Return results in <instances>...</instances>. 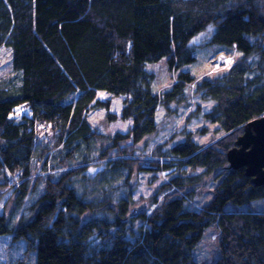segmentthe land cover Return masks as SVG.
Returning a JSON list of instances; mask_svg holds the SVG:
<instances>
[{
  "label": "trees",
  "instance_id": "16d2710c",
  "mask_svg": "<svg viewBox=\"0 0 264 264\" xmlns=\"http://www.w3.org/2000/svg\"><path fill=\"white\" fill-rule=\"evenodd\" d=\"M211 24L208 43L241 58L199 80L185 67L197 60L191 40ZM1 47L11 69L0 75V202L14 195L13 210L6 211L9 196L0 211L1 240H24L36 264H199L193 251L218 223L221 257L213 264H264V211L226 210L264 198V185L227 159L244 124L264 114V0H0ZM160 60L176 79L154 91L159 75L148 64ZM193 82V94L214 103L203 116L228 134L204 146L187 133L163 153L158 145L151 159L139 157L159 109L181 102ZM101 92L125 96L128 132L93 126L89 110L111 107ZM199 112L202 103L191 114ZM96 160L107 166L89 177L84 170ZM174 162L221 170L213 199L190 208L177 176L169 185L182 195L132 215L115 181L128 186L134 172Z\"/></svg>",
  "mask_w": 264,
  "mask_h": 264
},
{
  "label": "rangeland",
  "instance_id": "374dc122",
  "mask_svg": "<svg viewBox=\"0 0 264 264\" xmlns=\"http://www.w3.org/2000/svg\"><path fill=\"white\" fill-rule=\"evenodd\" d=\"M214 31L215 26L214 24H211L207 29L198 33L191 40L194 46H196L197 60L186 65L185 69L192 71L194 75L200 78L199 80L220 76L222 73L228 71L230 67L241 58V55L235 50V48L227 50L223 47L216 46V44H209L208 41ZM222 53L228 54L230 59L228 63L219 64L216 60L217 56ZM10 57L11 53L9 49L1 47L0 75L6 74L10 71ZM148 68L155 70L159 75V79L153 84L154 91H161L170 88L171 84L176 79V77H172L173 73L167 68L165 60H160L157 63H149ZM195 83L196 82H193L189 86L188 91L181 102H173L167 110L164 108L159 109L157 116L158 128L156 132L146 136L137 144V153L139 157L144 160H149L158 145L163 146L161 147V153H163V150H166L168 147L170 148L171 146L182 142L187 133L194 135L195 141L204 146L215 143L228 134L224 133L217 124L210 122L203 116V113L209 111L214 103L211 101H203L200 97L193 94L196 93ZM100 98L110 99L111 107L109 110L103 107L89 110L88 118L93 126L107 135H114L117 132H128L133 125V121L132 119L126 120L121 118L125 96L113 97L108 93L101 92ZM197 103H202V112L192 116L191 113L196 109ZM107 111L116 113L117 118L114 120H108L106 118ZM156 158L161 160L166 157L159 156ZM106 162V160L100 162L96 160L93 164H87L84 172L89 177H94L101 169L106 168ZM135 171L138 170L136 169ZM220 171L221 170L215 171L210 174L204 172V168H197L195 170L191 166H178L175 163L170 170L160 169L155 172L150 169L139 170L133 185L130 183L127 186L125 179L121 178L115 181V186L118 188L121 187L120 191L122 194H128L130 196L132 205L129 211L145 204V207L138 209V212L144 210L152 212L161 204L165 197L174 195L175 193L176 195H182L183 192L189 193L186 202L187 206L193 209H200L213 199L215 187L220 181V178H218ZM189 175H194L196 178L189 179ZM177 176H181L184 179V182H186L185 186L182 187L183 192L181 193L178 192L180 189L169 185L171 179ZM130 180L131 178L129 179V182ZM42 187L39 186L38 189L42 190ZM9 196V192L3 196L0 202V211L3 210V204L6 203ZM13 200L14 195L10 196L8 200L9 202L6 203L7 212L13 210ZM226 210L264 211V198L255 199L243 205L229 203L226 205ZM90 216L91 214L88 213L86 218H89ZM18 217L19 215L17 214L16 218ZM136 222L138 224L141 223L140 220H137ZM219 232L218 223L210 225L205 230L202 240L193 251L194 259L199 262V264H213L221 257ZM0 264H36V252L28 251L27 244L24 240L14 242L10 240L9 237H6L4 240L0 239Z\"/></svg>",
  "mask_w": 264,
  "mask_h": 264
},
{
  "label": "water",
  "instance_id": "95a60500",
  "mask_svg": "<svg viewBox=\"0 0 264 264\" xmlns=\"http://www.w3.org/2000/svg\"><path fill=\"white\" fill-rule=\"evenodd\" d=\"M227 159L228 167H243L246 174L252 177L254 185H264V114L244 124L243 133L237 137L234 146L227 152ZM136 177L137 172H134L132 185ZM144 207L145 204L135 207L131 214L135 215L138 209Z\"/></svg>",
  "mask_w": 264,
  "mask_h": 264
},
{
  "label": "bare ground",
  "instance_id": "6f19581e",
  "mask_svg": "<svg viewBox=\"0 0 264 264\" xmlns=\"http://www.w3.org/2000/svg\"><path fill=\"white\" fill-rule=\"evenodd\" d=\"M219 63H228L230 61L228 54L222 53L221 55L217 56V59Z\"/></svg>",
  "mask_w": 264,
  "mask_h": 264
}]
</instances>
